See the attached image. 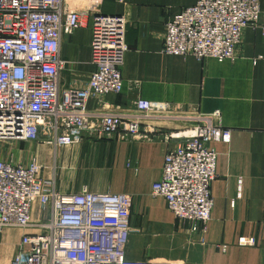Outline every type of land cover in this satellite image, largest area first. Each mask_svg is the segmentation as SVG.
I'll list each match as a JSON object with an SVG mask.
<instances>
[{"label": "built area", "instance_id": "2783aa9c", "mask_svg": "<svg viewBox=\"0 0 264 264\" xmlns=\"http://www.w3.org/2000/svg\"><path fill=\"white\" fill-rule=\"evenodd\" d=\"M103 1L0 0L1 146L40 142L61 148L79 144L84 135L126 140L140 134L142 120L166 112L145 100H137L132 114L87 109L89 101L100 105L124 87L126 21L102 14ZM262 16L259 0H197L165 23L162 53L231 61L244 29L259 27ZM83 17H91L94 70L85 88L60 93L61 36L79 28ZM191 120L185 140L164 156L161 179L151 192L164 199L178 222L198 232L214 204L217 153L208 144L227 141L230 131L214 125L212 116ZM154 132L150 126L141 135ZM131 204L127 194L59 193L41 180L35 162L0 160V233L24 230L10 264H154L126 259ZM34 205L49 212L45 222L32 220Z\"/></svg>", "mask_w": 264, "mask_h": 264}, {"label": "crops", "instance_id": "0c3cea01", "mask_svg": "<svg viewBox=\"0 0 264 264\" xmlns=\"http://www.w3.org/2000/svg\"><path fill=\"white\" fill-rule=\"evenodd\" d=\"M197 0H104L100 12L126 21L127 51L121 69L124 87L93 113H134L137 100L165 106L166 112L141 121V132L126 140L84 135L79 144L55 148L48 143L0 145V160L27 166L35 162L40 178L62 194L83 189L93 194H127L132 199L125 245L129 262L154 264H264V0L259 27H247L235 58L217 62L162 53L165 23ZM91 17L62 35L64 66L58 90L83 89L94 70L90 57ZM214 114H218L214 118ZM197 115L230 131L227 141L208 144L217 153L211 184L213 208L198 232L178 222L151 187L159 182L164 156L182 143ZM152 126L149 137L141 134ZM179 136L178 138L175 136ZM49 212L32 209V220ZM22 229L0 233V264H10ZM253 243H250V240Z\"/></svg>", "mask_w": 264, "mask_h": 264}]
</instances>
